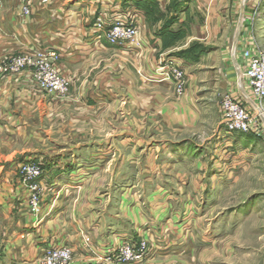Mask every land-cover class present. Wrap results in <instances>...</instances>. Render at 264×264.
<instances>
[{"label":"crops","instance_id":"obj_1","mask_svg":"<svg viewBox=\"0 0 264 264\" xmlns=\"http://www.w3.org/2000/svg\"><path fill=\"white\" fill-rule=\"evenodd\" d=\"M138 1L0 0V55L32 51L45 56L48 52L55 51L61 56L58 60L59 67L61 65L79 77L70 91L73 98L70 106L59 104L58 100L35 89V94L31 93L30 89L35 86L25 73L18 78L0 77V264H31L40 254L41 246L50 241L65 242L74 249L72 264H94L101 250L112 244V236L136 238L135 229L147 231L152 235L156 259L166 257L170 253L179 256L175 255L178 248L174 246L172 249L175 252H171L172 245L164 246L163 239L168 224L171 226L173 222L176 223L178 215L184 211L187 213L193 203L178 207L176 201L197 195L212 196V186L207 187V190L198 191V184L205 182L208 186L216 181L210 174L211 168L208 170L206 163H201L202 175L197 178L195 189L191 188L185 193L167 190L162 194L158 189L152 190L148 193L143 208L140 205L136 208L137 214L132 216L134 218H130L122 208V203L117 213L111 215L106 224L97 220L96 223H91L90 218H82L74 210L73 216L66 220V211L61 205L60 209L57 206L52 210L49 216L45 208L41 215L29 219L23 210L26 191L18 185L15 176V165L19 160L21 162L22 159H33L42 162L46 168L44 180L48 184L56 183L60 188V198L65 199L70 194L82 190L86 183L92 181L91 172L100 169L101 165L113 163L118 154L120 158L116 162V178L120 179L116 182H120L116 184V190L122 192L126 186L121 178L123 168L129 165L130 159L131 165H139L143 159V166L149 167V170H142L143 173H149L147 176L142 175L145 181L158 183L162 180L157 174V169L173 165L171 163H174V155L181 152L183 154L179 159L186 162L185 158L192 156L197 150L196 144L191 141L189 143L187 140L179 142L176 139H167L164 142L160 140L162 136L154 132V136L160 138L155 142L158 145L148 143V147L145 141L123 131L117 133L112 140L96 141L95 136L103 132L104 128H82L78 121L80 119H88L89 116L92 120L100 117L107 119L110 108L119 105L122 108L121 117L125 113L123 107L128 109V116L130 105L135 103L142 118L148 119L149 124L154 127V121L158 120L161 128L167 129L171 138L177 131L194 134L196 128L204 124L218 127L220 106L226 94L236 100L246 101L252 98L250 92L240 84L238 66L243 68L245 65L242 51L253 47L264 50V0H155L162 13L167 11L163 8V2L169 3V14L164 15L165 20L163 17L140 20L143 49L128 50L113 46L102 34L92 31L95 16L108 11L113 15L112 11L117 3L122 5L125 15L130 8L136 7ZM25 4L31 5V15L23 13L21 7ZM174 6H180L182 9L173 11L171 8ZM172 17L177 18V21L168 32L182 36L176 39L175 43L168 39L169 33L163 31L166 20ZM196 43L210 50L191 60L174 56ZM99 55L102 60L100 63L97 61ZM112 55H118L124 62L132 59L135 63L131 72L128 64H122L119 84L106 81L107 75L104 74L106 64L103 63L110 61L108 59L112 58ZM235 55H239L236 60L233 58ZM170 58L183 63L186 77L182 94L176 92L173 84L161 78V65ZM232 67L235 68L234 71H231ZM88 68H93V71H88ZM132 73L136 76L135 83ZM235 73L238 74L236 77ZM14 97L19 98L23 105L14 104ZM24 98H31L34 103ZM254 101L264 113V100ZM62 115L68 126L59 128L58 142L53 139L54 148L58 152L52 156H45L44 153L33 156L28 153L32 151V138L42 140L44 137L51 140L50 130L46 128L44 131L41 128L42 120L51 117L60 120ZM117 115L116 113L115 116ZM108 117L113 118L112 114ZM34 120L40 124L37 126ZM145 130L146 128L143 133ZM44 133L48 136L43 135ZM81 136H85L87 141L79 138ZM73 137L76 140L71 143ZM243 137L242 144L249 146L245 142L248 136L243 134ZM130 146L133 149L136 146V152L132 154L134 157L129 159L128 154H123L122 151L127 152ZM146 150L148 157L142 158L144 154L141 155L140 151ZM18 154H22V159L15 160ZM82 167L87 168L86 172H80ZM52 175H55V178ZM183 178L186 177L177 176L181 183ZM119 197L123 200L124 194L120 193ZM162 221L168 223L163 224ZM172 226L180 228L176 224ZM86 235H89L94 245L101 250L97 252L95 246L85 250L83 238ZM168 238L175 239V244L180 242V246L188 245L189 248L194 242L193 233L189 237L182 232L178 236L174 233ZM188 238L190 241L186 242ZM25 243L29 248H26ZM206 244L209 245L208 242Z\"/></svg>","mask_w":264,"mask_h":264},{"label":"rangeland","instance_id":"obj_2","mask_svg":"<svg viewBox=\"0 0 264 264\" xmlns=\"http://www.w3.org/2000/svg\"><path fill=\"white\" fill-rule=\"evenodd\" d=\"M168 7L169 3L163 2V8L165 11H168ZM21 9L25 15L32 14L31 5L25 4L21 7ZM27 9L30 10V14L25 13V10ZM167 11L162 15L164 20L166 18L165 16L169 14ZM105 14L110 17L113 16L109 11ZM144 18L146 19L145 13ZM260 50L264 53L263 49ZM244 51H242V55ZM23 56L28 57L32 65L34 63L35 65H29L21 71H17L13 67L10 68L9 72L5 71V69L9 68L8 66L10 65L6 62H12L15 59V62H18V57ZM111 57L112 58L108 59L110 61L103 63V65L106 64L104 74L107 76L105 78L106 81L109 80L108 82L110 83L119 84L121 79L120 72L122 64H128L130 67L129 71L131 72L133 70L132 66H135V63L132 59H129L128 62H124L118 55H112ZM237 57H239V55H235L233 58L236 60ZM42 58L44 57L40 54V52L32 53V51L8 56H4L2 54L0 55V68L3 67L2 69L4 70L0 71V77L18 78L25 73L35 86V88L30 89L31 93L35 94V91L43 92L50 95L53 99L58 100L59 104L70 106L73 102L70 91L79 77L76 76L75 73H72L73 71L71 72L66 70L62 68L61 65L59 67L58 60L55 61L49 57H47L46 60H43ZM97 61H99V63L102 61L100 55L97 57ZM43 62L50 64L55 70L70 80V89L66 94L60 95L51 93L46 87H44V85L37 82V78L42 73L39 69L40 64H43ZM92 69L93 68H88V71L92 72ZM131 75L133 76V82L135 83V73H132ZM104 79H102V81ZM38 94L39 93H37V95ZM24 99L28 100L30 103H34V100L31 98ZM14 100V104L23 105L19 98L16 97ZM136 108L135 103L133 106L130 105L129 115L127 116L126 112L128 109L123 107L125 113H123V117H121L122 108L119 105L117 107L110 108L111 111H109L106 116L107 119H101L100 117V119L97 118L92 120L89 116L90 119L85 118L84 120L80 119L78 121L82 128H87L89 126H97L99 129L104 128L102 130L103 132L95 136L96 138L94 139L96 141L112 140L117 133L123 131L133 134L135 137L140 138L141 141H145L146 147H148V143L151 145H158L155 142L160 138L154 136V132L156 134H160L162 136V139L160 140L164 142H166L165 140L167 139H176L177 141L179 140V142H182L183 140H187L188 142L191 141L197 146V150H195L196 152L192 156H187L185 158L186 162H182L179 159L180 155L183 154L182 152L179 155H174V163H171L173 165H170V167H164L163 169L161 167L159 170L157 169V174L161 176L162 182L148 183L145 181L144 176H147L149 173H143L142 170H149V167L143 166V159L140 161L139 165L130 164V158H133L134 155L132 154L136 152V146L134 149L130 146L127 152H124V150L122 151L123 154L127 153L128 158L130 159V162L128 163L129 165L123 168V176L121 178H123L122 180L126 183V186L122 192H117L119 190H116V184L120 182H116L117 179H120L119 177L116 178V172L118 170L116 162L120 158L118 154L114 157L113 163L106 164L104 166L101 165L100 169L91 172L93 179L89 183H86L82 190H78L76 193L70 194L65 199L60 198L59 186L56 183H52V191L47 190L44 196L45 198L43 197L44 201L41 205V213L46 208L49 216L52 210H54L57 206H59L58 208L60 209L61 205L63 206L62 208L64 211H66V220L73 216L74 210L75 213L80 214L79 216L82 218H90L89 220L91 223H96L95 220H97L98 222L102 221L103 224H106L107 221H109L110 216L117 213L116 211L120 208L122 203V208L130 215V218H134L132 216H135L136 208H138L139 205L143 208V204L147 202V195L149 192L151 193L152 190L158 189L160 194H162L167 190L171 192H178L179 190L185 193L190 191L191 188L195 189L197 178L202 175L201 168L203 165L201 163H206L205 165H207L208 170L211 168L210 174H212L213 179L216 181L215 183H210V186H207L205 182L198 184L197 186L198 191L200 192V189L207 190L212 186V196L204 197L202 195H197V197H191L190 199L182 198L181 200L176 201L178 207H183L189 202L193 203V207H190L187 213L184 211L183 214H179L176 219V223H172V225H179L180 228H174L172 225L169 226L170 224H168L167 228L171 235L175 233L176 236L182 232L183 235L189 237L191 233H193L194 242L192 247L189 248L188 245L180 246V242L175 244L176 240L168 238V232L166 231V236L163 239L164 246L170 247L172 245L171 252L173 253L175 251H173L172 248L175 246V248H178L176 249L177 252H175V255L179 256H173L170 253V255H166V257L161 256L156 259L154 256L156 248H154L151 254L153 259H151L148 263L264 264V139L246 137L245 142L249 146L243 145V134L236 133L234 135H227L225 133V127L222 124L221 117L219 119L218 127H209L204 124V126L200 125L197 127L196 133L194 134H190L188 131H184L183 133L177 131L175 132V135L170 138L167 129H162L158 120L154 121L157 128L154 127V125L151 126L149 124V120L142 118L141 115L138 114V110ZM116 113L118 114L117 116H115ZM111 114L113 118L108 117ZM85 117L88 116L85 115ZM70 121V123H72V120ZM34 122L37 123V126L40 124L37 120H34ZM67 123L68 122L64 119L63 115L60 116V120L55 117H51L44 121L42 120V123L40 124L42 125L41 128L44 129V131H46V128L50 130L51 140H47L44 137H42V140L32 138L30 142L32 151L28 153L33 156L40 153H44L45 156H52L57 153L58 150L54 148L55 141H53V139H57L56 142H58V137L60 136V132L58 131L67 127ZM144 128H146L145 133H143ZM43 135H45V133ZM79 138L87 141L85 140V136H81ZM72 140H70L71 143L75 142L76 139L74 140L73 137ZM140 154H144L142 158L148 157L147 150L145 152L140 151ZM18 159H22V154L16 155L15 160ZM19 161H17L15 165V176L18 185L26 191V204L24 205L23 210L26 212L28 219L29 217H38L32 215L29 211L28 201L30 200L31 190L28 188V184L25 179H23L24 177L20 172L22 165L35 162L44 167L45 177L46 168L42 162L37 160L31 159L29 161H24L22 159L21 162ZM209 164H211L212 167H209ZM80 170V172H86L87 168L82 167ZM52 176L55 178V175ZM86 176H88V174ZM177 176L180 178H186L181 179V183L177 179ZM171 177L174 179H171ZM188 178H194L191 180L194 183H191ZM157 185L159 188H157ZM187 186L189 187L187 188ZM120 193L124 194L123 200L119 197ZM40 221H42V219H40ZM162 222L163 224L168 223V221ZM80 223L82 224V222ZM102 227L103 226L101 225V228ZM158 228L159 226L157 229ZM136 230L138 229H135V232H137ZM206 239L208 240L207 242L209 245L206 244ZM188 240L189 238L186 239V242ZM25 245L26 248H29L28 244L25 243Z\"/></svg>","mask_w":264,"mask_h":264},{"label":"built area","instance_id":"obj_3","mask_svg":"<svg viewBox=\"0 0 264 264\" xmlns=\"http://www.w3.org/2000/svg\"><path fill=\"white\" fill-rule=\"evenodd\" d=\"M115 7L112 17L105 13L95 16L94 13L92 31L102 34L107 42L113 46L124 47L128 50L143 49L144 42L140 37V20L144 19V13L133 7L123 15L122 5L117 3ZM25 13L30 14V10H25ZM42 56L44 57L43 60H46L47 57L55 61L61 59V56L55 51ZM242 57L245 65L243 68L238 66L239 81L242 87L250 92L252 98H248L249 100L246 101L236 100L230 94H226L220 106L222 124L227 135L240 133L249 137L264 139V113L254 101V99L264 100V53L253 47L246 49ZM15 61L16 59L12 62H6L10 64L9 68L5 69L6 72H9L11 67L21 71L32 65L30 59L24 56L18 57V62ZM34 65L35 63L32 66ZM2 68L0 71L4 70ZM39 69L42 73L37 78V82L44 85L51 93L63 95L69 91L70 80L50 64L43 62ZM160 72L163 81L173 84L178 94L183 93L186 73L180 60L170 58L163 62ZM20 173L31 190L28 201L29 211L32 215L39 216L46 191H52L53 185L44 180L45 169L39 163L22 165ZM136 231V238L114 235L112 244L102 250L94 245L89 235H86L83 238V248L88 251L95 246L97 252L101 250L94 264H149L148 262L153 259L152 250L155 248L152 246V235L141 229ZM166 231L168 232V229ZM169 235L170 232H168L167 237ZM74 255V249L65 242L50 241L41 246L40 254L31 264H72Z\"/></svg>","mask_w":264,"mask_h":264},{"label":"trees","instance_id":"obj_4","mask_svg":"<svg viewBox=\"0 0 264 264\" xmlns=\"http://www.w3.org/2000/svg\"><path fill=\"white\" fill-rule=\"evenodd\" d=\"M135 6L145 13L146 19L148 18L150 20H155V19H160V17H163L162 16L163 13L160 11V8L155 0H139L137 4H135ZM171 9L172 10L175 9V11H180L182 8H180V6H177V7L174 6ZM176 21H177V18L175 17L167 19L165 27L163 28V31L168 32V29L172 25H174ZM168 33L169 34L167 37L168 39L170 38V40L173 41V43H175L176 39L182 38V36H179L180 34L177 35L176 33H170V32ZM209 50L210 48H206L205 46L196 43L192 45L189 49L182 50L176 53L174 56L185 59V60H191L192 58L193 59L198 58L201 54H204ZM251 137H254V136H251Z\"/></svg>","mask_w":264,"mask_h":264},{"label":"water","instance_id":"obj_5","mask_svg":"<svg viewBox=\"0 0 264 264\" xmlns=\"http://www.w3.org/2000/svg\"><path fill=\"white\" fill-rule=\"evenodd\" d=\"M234 69H235V68H234V67H232V68H231V71H234ZM237 75H238V74H237V73H235V74H234V77H236Z\"/></svg>","mask_w":264,"mask_h":264}]
</instances>
